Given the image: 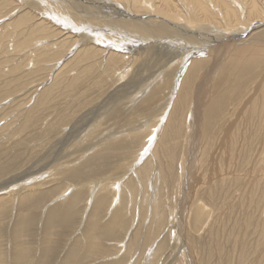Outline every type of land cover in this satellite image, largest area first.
<instances>
[{
    "label": "bare ground",
    "instance_id": "bare-ground-1",
    "mask_svg": "<svg viewBox=\"0 0 264 264\" xmlns=\"http://www.w3.org/2000/svg\"><path fill=\"white\" fill-rule=\"evenodd\" d=\"M183 10H186L187 13L183 14ZM1 21L4 22L3 25L1 24L0 26V45H2V47L4 46L3 44L6 43L5 40L10 34L16 37V41H18L17 45L23 44L22 46H24L29 42L33 43L31 45L32 47L30 46V48L28 49V57L30 58L35 52H37L36 54H38L42 58L47 57V53L50 54V56L48 57L55 56L59 58L49 69V75L51 74L52 80L50 81V83L46 84V82L48 81L44 83L45 85H43V91L41 90L42 92L40 91L41 93H39L37 99H35V111L38 110V112L42 110L46 102L49 101L57 91H61L60 89L64 87L68 88V84L72 81L78 82L80 79H86L83 81L85 85L86 81H88L90 77V82L92 83H95L99 80H104L103 77H105V80L109 81L110 85L111 83H113V80H117L118 83H120L123 78V72H132L134 66L136 64L138 66L135 69L134 77H132L131 79L129 78L130 82H127V85L119 87L120 90L118 92L116 91L115 93L110 95V97H108L103 103L99 104L98 106L95 105V107L97 106V108L94 109L91 113H88L89 115L93 116L92 118L81 120L82 123H79L78 121L77 125L74 124L73 130L70 132L67 131L68 133L65 135H62L61 133L60 135L55 136L60 137V141L58 140L59 142L57 143V145L59 146L66 145L67 143H69L70 145L72 141H77L78 138L80 140V136L83 131L82 129L87 128L86 130H88V128L90 127L91 130H93V128L91 127L92 122H94L95 119L98 118V120L100 121V112H102V110L106 106V103L113 102L115 104L116 100L120 99L118 97L128 93L130 90H132V88H139L141 84L148 78L157 80L156 86H159V84H161V87L162 89H164V91L166 90L165 88L168 85L167 92H169V94H167V97H163V99L161 100L162 102H164V104L163 106L160 105V108L158 109V115L154 118L155 120L157 118V123L163 120H167L165 122V125L161 122V124L159 123L158 126H152L151 124L148 125V123L152 121L154 122L155 120L151 119L148 122V120L146 119L147 121L145 120L146 122H143L141 119L132 118L130 122L127 121L125 123H122L124 121H121L120 124L118 122L116 126H114L115 132L113 131L112 135L99 137V140H97L96 143L94 142L86 145L84 148L82 147L77 149L76 147L74 148L75 150L71 151L62 150V153L64 155H61L62 159H64L66 156L67 158L69 156H72L65 161L67 162L69 160H72V162H70L71 164H69V167H71L70 170L72 169L70 177L77 178L81 182L77 183L78 185L76 184L74 190L71 191L69 190V188L65 190L62 195L60 194L61 196L54 201L55 204L53 203L52 205L50 204L48 206L47 211L44 214L45 216L44 218H42L44 219L42 221V224L45 227L44 242L48 244V248H44L43 256L40 258L41 262L37 260L36 250L32 247V245L30 246L31 249L29 250L28 243H24L23 235L25 233V227L27 228L28 224L33 222L30 221L29 217H25L23 214L25 213L26 215L32 213L34 210L31 209L36 208V205L40 206V203L43 202V200L45 201V199H48V197H50V194L53 190H46L44 192L38 191L37 193H32L33 189H36L38 187L35 186V188H33L31 191L29 190L30 192L24 193V191L27 190L29 186H33V184L37 182H34L32 184L28 183L29 186L23 184L18 187V195L19 199H21L18 200L19 203H15L13 201L17 207L16 213H18L15 217L16 219L14 222L12 233L13 238L11 239L12 243H14V245L12 246L13 250L10 258L5 259L4 253L0 247V264H42L44 259L47 257V253L50 251L49 244L50 242H52L51 240H47L46 242V237L51 236L50 233L52 232L53 228L55 226L57 227L59 223H63V219L77 214V212H79V209H82L80 207L82 205L81 200H83L84 195L88 196L87 198L85 196L86 199L84 200V237L82 234V239L74 244L72 248L67 250L62 264H87L86 262L83 263V261L87 259H83L86 257L85 255L87 251V257H89L92 253H96V255L101 258H99V261H104L102 260L104 258L101 257L103 255V252H105L104 254L107 255V252L110 251H108L107 248L104 247L103 239L106 242L110 238L115 237L118 230H123V226H125V223L124 219L122 218L126 217L128 208L131 209L132 207V210H134V208H137L135 204L134 206H131L128 200L129 196H131V199L133 201V199H135V195H137V191H139L140 189L142 191L141 200L145 202L151 201L148 205L150 206L149 214L151 218L150 216L148 217L152 221L150 222V226H146L147 234L145 233L144 238L141 236L145 245L147 239H149L150 231L152 232V230H154L151 227V224L154 223L153 220L162 216V214H160L161 209L156 208L157 202L155 201V196L157 197V194L160 193V189H163L164 186L162 187V185L164 183L162 181L164 180L165 174H167L166 172L169 170V167L167 168V163L169 161L171 164V162L173 163L174 161H176L175 156L178 150L179 152L183 150L184 154H187L186 161H188L187 165L182 161L181 166L178 162V165L181 168V170L179 168L180 174L177 175L179 177V187L180 189L182 188L181 190H183L182 205L190 204V206L188 205L187 210L189 208L193 219L191 220V218L189 217V220L191 221V223L194 221V224L197 225V228L198 225H201L202 222H205V218L210 212L207 211L208 213H205L207 206L205 207V204L202 205L203 203L201 204V202L197 201L198 191L201 190L203 186H206L209 183V181H206V179L208 178L206 177V179H204L205 177H202V174L200 172L201 168H199V159L201 158H199V156L201 157V155L209 149H215L216 153L218 151H221L223 148L227 149L228 145L226 146V144H231V146L232 144H234V146H230L228 148L233 149L234 151L235 149H251L254 146L257 132L260 131L259 135H261L262 133L264 135V77L260 76L262 75L260 73L261 70H264V0H0V22ZM221 24L223 25V27H221ZM60 25H63L65 28H63V26L61 27ZM203 35L208 37H205ZM201 36L206 41L203 42V45H201L200 47L195 48L196 43L201 42ZM53 37H55V40H53ZM66 42L69 44L73 43L71 45L76 46L75 48L80 47L75 52L73 51L74 55L71 59L73 66H76L78 69V76H71L69 74L70 71L65 70V67L68 65V63H64L62 67H59L60 60L63 58V56L70 55V53L72 52V48H74L69 44L68 45L70 47L66 46L68 47V49H66V47L64 48L63 46L66 45ZM93 42L97 43V45L99 46L94 45L95 43L93 44ZM136 42L139 43V46L141 44L142 47L140 46L138 48V51L135 52L136 54H134L133 50L135 49L132 50V47L129 49V43H133L135 45ZM190 46H193L194 48L190 49ZM186 47L190 48L183 51V49ZM135 48H137V46ZM178 58H184L183 61H180V73L179 77H177L178 81L176 84H174V82L176 81L174 79L178 70L177 69L174 72L172 81L167 84V77L163 79L165 70L164 65L172 66L174 62H177ZM165 73H167V71H165ZM219 76L220 80L217 81ZM115 84L116 83L114 82V84H112L110 88L114 89V86H116L117 88V85ZM153 85L154 84L152 83H148L146 89L150 90V88H154ZM118 86L120 85L118 84ZM161 87L156 88L159 90ZM172 87H174V89ZM82 92L83 91H81V93ZM170 92L172 93L171 97ZM175 93H177L176 97L174 96ZM173 96L175 97L174 100ZM34 112L32 114L36 113ZM181 114H183L182 118ZM87 116L88 115H86L85 117ZM189 116H191L189 120L192 119V121H194L191 131V124H186L187 118H189ZM203 118L204 121L207 120L205 123H203ZM177 120H181V127L176 126V123L178 122ZM209 121L213 126H209ZM69 127H66L65 129H69ZM185 127H188L187 130H185ZM183 134H185V137H183ZM206 135H208V143L210 142V140H212L210 146L207 143V140L206 143L203 144L206 139H204ZM259 135L257 137V140L260 138V141L258 143L260 145L259 147H262L264 149V140L261 141V137H259ZM176 138H178V140H176ZM71 139L72 141H70ZM242 139H245V143L243 141H240ZM139 142H141L140 145ZM147 146H150V148H147ZM67 147L68 145L66 146V148ZM61 148L63 147L61 146ZM50 151L48 155H50ZM259 151L260 150H258V152ZM112 153L118 157L126 153L131 154L133 157L135 155V157L132 158L129 164L126 165V172L123 171L122 174L115 177H110L111 175H109V172H115V168L112 169L108 167L112 162V160L109 158L113 155ZM208 153L209 152H207V154ZM259 153L256 154L257 157L259 156ZM221 155L218 158H220ZM85 157H87V159ZM257 157L253 158L257 159ZM84 158L85 161L81 163L79 160H82ZM232 159L230 160L232 161ZM248 159L250 158L248 157ZM42 161L43 160L37 163L35 167L33 166L32 170L29 169V172L23 173L20 176L18 175L19 177L15 179V182L26 176L28 177L32 175H38L39 179L41 177L43 178L45 175L44 173H46L45 171H47L48 165H44ZM254 161L255 160L253 159V163ZM238 162L241 163V161ZM213 163L214 162H212V164ZM244 163L246 162L244 161ZM244 163L241 164L243 165ZM233 164L235 163L233 162ZM238 166H236V168ZM245 166L247 167V164ZM249 167L252 168L251 166ZM0 168L1 173L4 170V166H1ZM210 169L211 167H208V171ZM228 169L230 172V169L232 168L230 167ZM261 170L257 174V176H252L253 181L256 180V182H259L261 180H257L260 179V177H264V170ZM95 172H97V175L94 174L96 175V177L92 178L91 180H89L90 178L84 179L85 174L90 173V175H92L91 173ZM169 173L171 174V172ZM227 174L231 175L233 173L231 172ZM242 174L243 172H241V175ZM247 174L245 173L244 175L247 176ZM172 175L174 174H171V176ZM249 176L251 175H248V178ZM227 178L229 177L227 176ZM158 179H160V183ZM222 179H220V181ZM149 180L150 182L148 184L147 181ZM212 180L213 179H211V181ZM225 180L226 182H228L227 179ZM12 182L14 181L10 180V182H7L3 187L0 186V200L2 199V196L5 195V193H3L4 187L8 186ZM231 182L232 181H230V183ZM151 184L155 185L153 189H151V194H148L147 189H149L148 187ZM245 184L246 183H244V185ZM157 185H160L159 190L156 189ZM215 186L216 185H214V188ZM39 187H41V185H39ZM169 187H171V185ZM205 188L206 187H204V189ZM207 189L208 188H206V190ZM14 190L16 189L14 188ZM87 190L89 195H87ZM4 191L6 192V190ZM255 191L258 192V190ZM216 193L217 192H215V196ZM251 193H253V189ZM13 196L15 198V195ZM116 196H118V199L116 198ZM2 200L0 201V211H2L4 203L7 202V200L5 199L3 201ZM49 200L51 201V199ZM205 200L208 201L209 199L207 198ZM252 203L253 202H251L250 204L251 206ZM78 205H80L79 208ZM210 205L211 204H209V206ZM141 206L143 205H139L138 209L139 221L141 220V214H143L142 211H144L143 209H141ZM87 209H89V213H87V215L85 216ZM184 209L183 206H181L180 213H184V211H186L185 206ZM208 210L210 209L208 208ZM35 216L37 217V214ZM35 216L33 215V218ZM184 229L185 228L183 227V232ZM190 229L193 230L192 228ZM224 229H226V227ZM126 231L127 228L126 230H124L125 234L127 233ZM133 234L134 232H132V235H130L127 239L128 243L125 248L126 253H129L127 259L131 256V261L133 260V258H136L138 250V248H135V250L132 251L133 249L132 247H130L132 245ZM196 237H198V235ZM21 239L23 243L21 242ZM25 241H27V239ZM243 241L245 242L246 240ZM197 245L194 247L201 246ZM241 246L243 247V244H241ZM163 247L161 245L159 247V250H161ZM190 247L191 246L187 247V251L191 255V250L193 248L190 250ZM241 250L242 252H244L242 248ZM141 251L138 254H140L143 259H146L147 256H144L145 251L142 252V254ZM151 251L152 248H150L148 252L150 253ZM157 253H159V251ZM232 254L233 253H230L229 255ZM241 254L242 253H240L239 255ZM140 255L138 259H140ZM192 256L196 257V255ZM207 256H204V258H208ZM29 257H31L32 259H30ZM124 259L127 260L126 258ZM246 259L248 258L246 257ZM133 261L131 264H133ZM237 261L235 260V262ZM126 262L127 261H119L117 258L112 257V261L110 263L101 262V264H126ZM196 262H198V260ZM196 262L195 264H197ZM98 263L99 262H93L92 264ZM205 263L207 262L205 261Z\"/></svg>",
    "mask_w": 264,
    "mask_h": 264
},
{
    "label": "rangeland",
    "instance_id": "rangeland-1",
    "mask_svg": "<svg viewBox=\"0 0 264 264\" xmlns=\"http://www.w3.org/2000/svg\"><path fill=\"white\" fill-rule=\"evenodd\" d=\"M19 10H21V9H19ZM183 11H184L183 14L187 13L186 10H183ZM3 23L4 22L1 21L0 26H1V24L3 25ZM60 26L62 27L63 25H60ZM221 27H223V25ZM63 28H65V27L63 26ZM203 36H205V35H203ZM205 37H208V36H205ZM201 38H202L201 42L196 43L195 48L200 47L201 45H203L202 43L206 41L202 36H201ZM7 39L5 40L6 43L3 44L4 45L3 47H2V45H0V48H3V49H0L1 50L0 51V167L4 166V170L0 173V186L3 187L7 182H10V180L14 181V182H12L8 186L4 187V190H6V192H8V193H6L3 190V193H5V195L2 196V199L3 200L5 199V200H7V202L8 201L9 202L8 203L5 202L3 207H2V211H0V213H1L0 214V224L2 225V226L0 225V243H1L0 247L4 253L5 259L10 258V255H11L12 250H13L12 246L14 245V243H12V241H11V239L13 238L12 237L13 227H14V222L16 219L15 217L18 214V213H16L17 207H16L15 203L16 202L19 203L18 200L21 199V198L19 199L18 187L20 185H23V184L28 185V183L32 184L34 182H37V183H34L36 185H34V184H33V186L28 185L29 187L27 188V190L24 191V193L30 192L33 188H35V186H38L36 189H33L32 193H37L38 191L44 192L46 190H49V191L53 190L52 192H53L54 196L52 195V192H51L50 197H48V199H45V201L43 200V202L40 203L41 204L40 206L39 205L35 206L37 208V211H36V208L31 209V210H34L32 212L33 215L35 216L37 214V217L35 216L33 218L32 213H29L26 215H25V213L23 214L25 217H29L30 221L33 222V223L28 224L27 228L25 227V233L23 235L24 236L23 240H24V243L25 242L28 243L29 250L31 249L30 246L32 245V247L36 250L37 255L36 254L35 255L37 257V260L39 262H41L40 258L43 256V250H44V248H48L47 247L48 244L44 242V240H45V232H44L45 227L42 224V221L44 220L42 218H44V216H45L44 214L46 213L48 206L50 204L52 205L54 203V201L58 197H60L65 190H67L69 188V190L72 191V190H74L76 184L81 182L77 178H71L70 177L72 169L70 170L71 167H69V164H71L70 162H72V160H69L67 162H65V161L68 160V158H70L72 156H69L68 158L66 156L64 159H62V156H64L62 153V150L71 151V150H75L74 148H76V147H77V149H79L82 147L84 148L86 145H89L91 143H94V142L96 143L97 140H99V137H102V136L105 137V135L106 136L112 135L113 131L115 132L114 126H116V124L118 122L120 124L121 121H124L122 123H125L127 121L130 122V120L132 118L141 119L143 122L146 119L148 120V122L151 119L155 120L154 118L158 115V109L160 108V105L163 106V104H164V102H162L161 100L163 99V97L165 98V97H167L166 95L169 94V92H167L168 85L165 88L166 89L165 90L166 92H165L164 89H162L161 84H159V86H156L157 80H152L151 78H148L147 80H145L141 84V86L139 88L138 87H135V89L132 88V90H130L128 93L124 94L123 96L118 97L120 99H117L115 104L113 102L106 103V106L104 107L102 112H100V115H101L100 121L98 120L99 118L97 117L98 119H95L96 122L95 121L92 122L93 126L91 125V127L93 128V130H91L90 127L88 128V130H86L87 128L82 129L83 131L81 133L80 140H79V138L77 141H72V139H71L70 141H72V142L70 145H69V143H67L66 145H61L63 147V148H61V146L57 145V143L60 141V137H55V136L60 135L61 133H62V135H65L68 132L73 130L74 124L77 125L78 121L80 123L81 120L92 118L93 116L89 115L88 113H91L94 109H96L97 106L99 104L103 103L108 97H110V95H112L116 91L118 92L120 90L119 87H123V86L127 85V82H130V79L132 77H134L135 69L138 66L136 64L134 66L133 71L129 72L130 74L122 71L124 73V74L122 73L123 74L122 80L124 82L121 80L122 83L121 82L118 83L117 80H116L117 82L113 80V83H111V85L114 84V82L116 83L115 85H117V88H116V86H114L115 87L114 89L110 88L111 85L109 84V81L105 80V77H103L104 80H99L95 83L90 82L91 81L90 80L91 77H90V79L88 80L89 82L86 81L85 85H84L83 81L86 79H84V78H83L84 80L80 79L78 82L72 81L69 84L67 83L69 87L68 88L64 87V88L60 89L61 91H59V92L57 91L56 94L53 95V97H51V99L49 101L46 102V104H45V106H43L42 110L38 112V110L35 111L36 110V104H35L36 100L35 99H37L39 93H41L43 91L42 89H43V85H45L44 83L46 81H48V82H46V84L50 83V81L52 80L51 74L49 75V69H50V67H52L55 64L54 62L57 61L59 58H57L55 56L48 57V56H50V54H48V53L46 55L47 57L42 58L38 54H36L37 52L33 53L31 58H30V57H28V53H29L28 49L33 44L32 42H29L27 45L25 44L24 46H22L23 44L17 45L18 41H16L17 40L16 37L13 35H10V34L8 35ZM53 40H55V37H53ZM94 43L95 42H93V44ZM137 43L138 42H136L135 45L133 43H129L130 44L129 49L131 47H132L131 48L132 50L135 49V50H133L134 54H136L135 52H137L138 48L141 46V44L139 46V43L138 44ZM5 44H7V45H5ZM68 44L69 43L66 42V45L63 47L65 48L66 46H68V47L73 46L74 48H72L71 53L69 52L70 55H68V56L64 55L63 56V58L60 60L59 67H62V65H64V63H68V65L65 67V70H69L70 71L69 74L71 76H73V75L78 76V69L76 66H73L71 59L74 55L73 51L75 52L80 47L75 48L76 46L71 45L73 43L69 44L70 46ZM94 45L99 46V45H97V43H95ZM136 46H137V48H135ZM145 46H146V43H145ZM15 47H17V48H15ZM68 47H66V49H68ZM100 47H103V46H100ZM190 47H189L190 49L194 48L193 46H190ZM189 48L186 47L183 49V51L186 49L188 50ZM64 52H66V51H64ZM24 54H26V55H24ZM21 57H23V58H21ZM36 59H38V60H36ZM43 59H45V60H43ZM160 60H161V57H160ZM181 60L183 61L184 58L183 59L178 58L177 62L176 63L174 62L172 64V66L164 65L165 70H164L163 79L165 77H167L166 78L167 84H169L172 81V79L174 77L173 76L174 72L178 69L176 72V75H175V79H174V80H176L174 82V84L177 83V81H178L177 77H179V73H180V71H179L180 66L179 65L181 64V62H180ZM1 61H3V62H1ZM169 67H171V68H169ZM15 71H17V72H15ZM165 71H167V73H165ZM21 73H22V75H21ZM260 73L262 74L260 76L264 77V70H261ZM11 76H13V77H11ZM14 76H16V77H14ZM220 76L218 77L217 81L220 80ZM97 78H99V77H97ZM69 81H70V79H69ZM73 82H74V84H73ZM148 83L154 84L153 85L154 88H150V90H147L146 87H147ZM118 84L120 86H118ZM83 85H84V88H83ZM156 87H158V88L161 87V88L158 90ZM174 87H172V88L174 89ZM81 91H83L82 93H84V94H82ZM173 93H174V91H173ZM171 94L172 93L170 92V97H171ZM176 94L177 93L174 94L175 97H176ZM25 95H26V97H25ZM18 96H20V97H18ZM174 96H173V100L175 99ZM20 98H22V99H20ZM90 98H92V99H90ZM95 105H97V106L95 107ZM29 111H32V112H29ZM168 111H169V109H168ZM33 112L35 114H32ZM79 114H80V117H79ZM86 115H88V116L85 117ZM160 115H162V114H160ZM102 116H104V117H102ZM77 117H78V119H77ZM83 117H84V119H83ZM169 117H170V115H169ZM182 117H183V114H181V118ZM190 117L191 116H189V118H187L186 124H191L190 125L191 126L190 131H191V128L193 126L194 121H192V119L189 120ZM118 118H120V119H118ZM156 120H157V118H156ZM156 120L154 122L153 121L149 122L148 125L151 124L152 126L153 125L158 126V124L159 123L161 124V122H162V124L165 125V122L167 121V120H165V121L163 120V121L157 123ZM177 121H176L177 122L176 126L181 127V123H182L181 120H177ZM206 121L207 120L204 121V118H203V123H205ZM208 123H209V126L212 125V123L210 121ZM82 125H80V126H82ZM66 127H69V129L68 128L65 129ZM187 128L188 127H185V130H187ZM57 132H59V133H57ZM259 133H260V131L257 132V137H258ZM183 137H185V134H183ZM257 137L255 138L254 146L251 149H241V150L235 149V151H234L233 149H228L231 146V144H226V146L228 145L227 149L223 148L221 151H218L217 153H216L215 149H213V150L209 149V150L205 151V153H203L201 155V157L199 156V158H201V159H199V163H200L199 168H201L200 172L202 174V177H205L204 179H206V177L208 178V179H206V181H209V183H208V185L203 186L202 187L203 189L201 188V190H199L201 192V194L198 191V194H197L198 200L197 199L196 200L201 202V204L203 203L202 205L205 204L204 205L205 207L207 206L205 213H208L209 211L210 212L208 213L209 216L208 215L206 216L207 219L205 218V222L204 223L202 222L201 225H198V227H197L198 231L196 228L197 225L194 224V221L191 223V221L189 220L190 218H191V220L193 219V216L191 215L189 208L187 210V207H188V205L190 206V204L182 205V202H183L182 191L183 190H181L182 188L180 189V187H179L178 175L180 174L179 168L181 166L182 161L186 165L188 164V161H186L187 160V154L186 153L184 154L183 150H181L180 152L178 150V152L175 156L176 161H174L173 163L171 162V164L169 161L167 163V168L169 167L168 169L170 171L166 168L169 172H171V174H174V175L171 176V174L167 171L166 172L167 174H165L164 180L162 181L164 183L162 185V187L164 186L163 189L162 188L160 189V185H157V187H156V189H158V190L160 189V193L157 194V197L155 196V201L157 202L156 208L161 209L160 214H162V216L155 218L153 220L154 223L151 224V227L154 230H152V232L149 230L150 235H149V239H147L146 244L144 245L143 238H144L145 233L147 234L146 226L147 227L150 226V222L152 221L150 219L151 216L149 214L150 213V206H148L151 201L145 202V201L141 200V192L142 191L140 189L139 191H137V195H135V199H133V201L131 199V196H129V199H128L129 203L131 204V206H134V204H135V206L137 208H134V210H132V207H131V209L128 208V210H127L128 212L126 214V217L122 218V219H124V223H125V226H123V230L122 229L118 230L116 233V236L110 238L106 242L103 239L104 247L107 248L108 251H110V252H107V255H105L104 254L105 252H103V255L101 257L104 258V259H102L104 261H99L100 257L97 256L96 253H92V254H90L89 257H87V252H88L87 251L86 255H85L86 257L83 258L84 260L86 258L87 259L85 261H83V263H85V262L87 264H92L93 262L94 263L99 262L98 264H101V262L110 263L112 261V257H113V258H117L119 261H121V260H124V262L127 261L126 264H131L133 260H134L133 264H137V262H138V264H174V263L175 264H195V262L197 260H198V262H196L197 264H200V263L201 264H239V263H241V264L242 263L243 264H263L264 263V231H262V230H264V223H263L264 222V198H263L264 197V177L263 178L260 177V179L257 180V181L261 180V181H259L260 183L256 182V180H254L255 181L254 182L253 177H252V176H257V174L260 172L261 169H262L261 171L264 170V149L262 147H259L260 145L258 143L260 141V138L257 140ZM259 137H261V141L264 140L263 133L261 135H259ZM204 139H205V141L203 142V144L206 143V140L208 143V141H209L208 135H206L204 137ZM85 140H86V142H85ZM176 140H178V138H176ZM244 140L245 139H242L240 141L244 142ZM53 142H55V143H53ZM211 142H212V140H210V142L208 143L209 146H210ZM80 144H81V146H80ZM140 144H141V142H139V145ZM255 144H256V146H255ZM67 145H68V147L66 148ZM232 146H234V144H232ZM147 148H150V146H147ZM255 149H256V151H255ZM50 150H52V151H50ZM246 150H247V152H246ZM258 150H260L259 151L260 153L258 152ZM49 151H50V155H48ZM207 152H209V153L213 152V153L207 154ZM256 152L259 153L258 157L256 155L257 154ZM221 153H222V155H221ZM229 153L230 154L233 153V154L230 155ZM206 154H207V156H206ZM212 154H214V155H212ZM219 154L221 155L220 158H218L220 156ZM229 155L231 156V158ZM245 155H246V157H245ZM87 157H85V158L87 159ZM134 157H135V155H134ZM134 157L131 154H127V153L120 155L119 157L116 156L115 154L110 156L109 158L112 160V162H111V165L108 167H110L112 169L115 168V172H113V171L109 172V175H111L110 177L118 176V175L122 174L123 171L126 172V169H125V167L127 168L126 165H128L129 162ZM248 157L250 159H248ZM253 157H257V159H255ZM85 158L82 160H79V161L82 163L83 161H85ZM213 158H214V160H213ZM245 158H246V160H245ZM206 159H209V160H206ZM220 159H222V160H220ZM230 159H232V161ZM253 159L255 160L254 163H253ZM41 160H43L42 163L44 165L45 164L48 165L47 171H45L46 173H44L45 175L43 178L41 177L39 179L38 175L37 176L32 175V176H28V177L26 176V177H24L20 180H17L15 182V179H17L21 174L27 173L30 170H32L33 166L35 167V165L37 163L41 162ZM74 160H75V158H74ZM235 160H236V162H235ZM248 160H249V162H248ZM205 161H206V163H205ZM238 161H241V163H244V161H245L246 163H244L242 165ZM201 162L202 163L204 162L205 164L204 163L202 164ZM212 162H214V163L212 164ZM233 162L235 164H233ZM240 164H241V166H240ZM246 164H247V167L245 166ZM172 165L175 167H173ZM228 165H229V167H228ZM207 166L211 167V169L209 171H208ZM236 166H238V167L236 168ZM244 166H245V169H244ZM249 166H251L252 168H250ZM78 167H79V165H78ZM230 167L232 169H230V172H229L228 168H230ZM241 167H243V168H241ZM112 169H109V170H112ZM235 169L240 170V171H236ZM180 170H181V168H180ZM211 170H213V171H211ZM218 170H220V171H218ZM249 170H251V171H249ZM255 170H256V172H255ZM244 171L246 174L248 173L247 176L244 175L245 174ZM19 172H20V174H19ZM219 172H221L222 174ZM231 172L234 175L233 174H231V175L227 174V173H231ZM241 172H243L242 175H241ZM48 173H50V174H48ZM96 173L97 172L91 173L92 175H90V173L85 174L84 179L90 178L89 180H91L92 178L96 177V175H97ZM158 173H159V171H158ZM94 174H96V175H94ZM208 175H209V177H208ZM226 175L229 178H227ZM248 175H251V176H249V178H248ZM91 176H93V177H91ZM261 176H263V175H261ZM233 177H235V178H233ZM210 178L213 180L211 181ZM114 179H116V178H114ZM220 179H222V180L220 181ZM225 179H227L228 182H226ZM216 180H218V181H216ZM158 181L160 183V179H158ZM230 181H232V182L230 183ZM241 181H243V182H241ZM147 182L149 184L150 180ZM155 182H156V180H155ZM212 183H213V185H212ZM238 183H239V185H238ZM244 183H246V184L244 185ZM227 184H228V186H227ZM232 184H233V186L234 185L235 186L233 187ZM242 184H243L244 188H243ZM261 184L263 187L261 186ZM13 185H14V187H13ZM39 185H41L42 188L39 187ZM154 185H152V184L150 185L152 188L150 186L148 187L149 188V189H147L148 194H151L150 192L152 191L151 189H153ZM170 185H171V187H169ZM214 185H216L215 188H214ZM220 185H221V187H220ZM204 187H206L208 189L206 190V188L204 189ZM14 188L16 190H14ZM245 189H246V191H245ZM252 189H253V193L255 192L254 195H253V193H251ZM255 190H258V192ZM242 191L243 192L245 191L244 194ZM215 192H217L216 196H215ZM261 193H263V194H261ZM111 194H112V192H111ZM249 194H252V195H249ZM255 194L256 195L258 194V195L256 196ZM259 194L261 195V197ZM13 195H15V198ZM87 195H89L88 190H87ZM85 196L86 195H84L83 200H81L82 201L81 202L82 205L80 204L81 207H80V205H78V208L80 207L82 209H79V212H77V214H74L76 216L72 215L70 217L63 219V221H62L63 223H59V225L57 227L55 226L53 228L52 232L50 233L51 236L46 237V242H47V240H51L52 242H50V244H49V250L50 251L47 253V257L44 259L42 264H57L58 262H59L58 264H62L67 250L72 248L74 244H76L77 242H79L82 239V236H81L82 234L84 237V230H83L84 224H85V221L83 222L84 210H85V207H84L85 201L84 200L88 197V196H86V198H85ZM20 197H21V194H20ZM117 197L118 196H116V198ZM211 197L213 199L214 198L215 199L213 200ZM217 197H218V199H217ZM207 198L209 199L208 201L205 200ZM220 198H221V200H220ZM49 199H51V201ZM203 199H204V201H203ZM140 201H141V204L143 205V206H141V209L144 210V211H142L143 214H141V220L143 219L142 221L141 220L139 221V219H138V214H139L138 209H139V205H141ZM247 202H248V204H247ZM251 202H253L252 206L250 205ZM6 203H7V205H6ZM209 204H211V205L209 206ZM161 205H162V208H161ZM181 206H183V209H184V206L186 207V211H184V213H180L181 212ZM208 208L210 210H208ZM4 209H6V210H4ZM129 209L131 212L129 211ZM245 209H246V211H245ZM4 211H6V212H4ZM86 211L87 212L85 213V216L87 215V213H89L88 212L89 209H87ZM134 211H135V213H134ZM147 213H148V215H147ZM179 214H181V215H179ZM148 216H150V218ZM181 216H183V217H181ZM215 217H216V220H215ZM32 219H33V221H32ZM145 219L146 220L148 219V220L146 221ZM217 222H219L220 224ZM133 225H134V227H133ZM183 225H185V226H183ZM221 225H223V226H221ZM183 227L185 228L184 232L182 231ZM223 227L224 228L226 227V229H224ZM126 228H127V231H126L127 233L125 234L124 230H126ZM186 228H187V231H186ZM190 228H192L193 230H191ZM207 228H208V230H207ZM240 231H241V233H240ZM118 232H120V233H118ZM132 232H134V234H133L132 245L130 247H132V249H133L132 251H134L135 248H138V250H137L136 258L135 259L133 258V260L131 261V258H130L131 256L127 259L129 253L128 254L126 253L125 248H126V245L128 243L127 239L129 238L130 235H132ZM179 232L182 235V237L179 234ZM181 232H183V233H181ZM178 235H179V237H178ZM197 235H198V237H196ZM247 235H248V237H247ZM155 238H156V240H155ZM240 238H241V240H240ZM26 239H27V241H25ZM248 239H249L250 244L248 242ZM193 240H194V242H193ZM197 240H198V242H197ZM243 240H246L247 242L246 241L244 242ZM184 241H185V243H184ZM21 242H22V239H21ZM235 242H237V243H235ZM241 242H244L245 244L246 243L247 244L245 245L244 243H241ZM197 244L201 245V246H198ZM241 244H243V247L241 246ZM161 245H162V247L165 245L161 249L162 251L159 250V247ZM196 245L198 247H194ZM244 245H245V247H244ZM98 246H100V245H98ZM189 246H191L189 248L190 250L193 248L192 249L193 251L191 250V252H192L191 255L187 251V247H189ZM143 247H144V249H143ZM240 247L243 249L244 252H242ZM150 248H152V251L149 253L148 251ZM199 248H201V249H199ZM246 248L249 250H247ZM140 251H141V254H142V252L145 251L144 256H147L146 259L145 258L143 259L142 256L140 254H138V253H140ZM158 251H159V253H157ZM245 251H246V255H245ZM8 253H9V255H8ZM230 253H233V254L229 255ZM240 253H242L241 255L244 254L243 256H245V257L239 255ZM154 254H156V255H154ZM139 255H140L141 260L138 259ZM192 255H196V257L197 256H199V257L196 258ZM153 256H154V258H153ZM175 256H177V257H175ZM204 256L205 257L207 256L208 258H204ZM246 257L248 259H246ZM260 257L262 260L260 259ZM29 258L32 259L31 257H29ZM124 258H126L127 260H125ZM147 259H148V261H147ZM193 259H194V261H193ZM173 260L174 261L177 260V261L174 262ZM235 260L236 261L238 260L239 262L238 261L235 262ZM240 260H241V262H240ZM11 261H9V262H11ZM205 261L207 263H205ZM208 261H209V263H208Z\"/></svg>",
    "mask_w": 264,
    "mask_h": 264
}]
</instances>
